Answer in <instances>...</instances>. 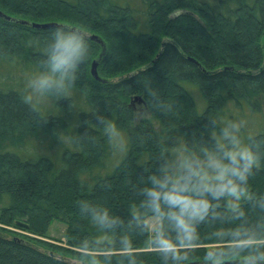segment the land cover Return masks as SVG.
<instances>
[{"label": "trees", "instance_id": "1", "mask_svg": "<svg viewBox=\"0 0 264 264\" xmlns=\"http://www.w3.org/2000/svg\"><path fill=\"white\" fill-rule=\"evenodd\" d=\"M0 10L12 18L0 16V264H264V127L246 138L247 171L232 154V111L264 117V0H0ZM61 25L87 33V54L33 112L22 97L50 73ZM135 100L150 116L136 118ZM40 137L47 145L31 149ZM62 137L56 163L40 151ZM205 157L219 164L212 176L191 165ZM55 219L66 244L46 239Z\"/></svg>", "mask_w": 264, "mask_h": 264}, {"label": "rangeland", "instance_id": "2", "mask_svg": "<svg viewBox=\"0 0 264 264\" xmlns=\"http://www.w3.org/2000/svg\"><path fill=\"white\" fill-rule=\"evenodd\" d=\"M0 74H1V72H0ZM21 74L24 75L26 73L22 72ZM1 76H4V74L3 75L1 74ZM17 76L18 75L16 74L15 81L18 82ZM22 78L24 80H28V77H27V79H25L26 77H22ZM26 83H27V81H26ZM26 92H32V88L28 89ZM33 94H34L35 99L40 100L42 102L44 101V99L41 97V95L39 93H33ZM49 105H50V103H49ZM134 110L137 114L136 115L137 119L141 118L142 116H144V117L150 116L148 110L145 107H143L142 103H139L137 100H135V102H134ZM242 112L243 113H240L239 110H233L232 111V113L235 114L234 118L236 120V125H235L236 126V132H238V134L241 135V137H240L241 139L239 140V138H238V140L236 141V143H238V145L235 147V151L232 154L233 155L238 154L239 156H243V154H245L247 152V139L246 138H248V136H250V135H253V134L260 132V130L264 127V117H263L262 113L259 112V113H253L252 114L248 111L247 108H244ZM232 128H233V126H232ZM230 135H232V134L227 133L225 136H223V139L228 138ZM30 141H31L30 143L33 146L29 145V147H31V149L35 148V149L39 150V148H41V149L43 148V145H47L49 140L46 141V140L42 139V137H40L39 139L38 138L37 139H35V138L30 139ZM68 141H69V139H67L65 137H62L59 140L56 139V141H52V143H51V146L53 147L51 149V151H52L51 154L45 152V151H48V148H44L45 151L41 150L40 152H42L44 155H47L49 157L52 156L51 157L52 160L56 161V163H57L58 162L57 161L58 154L59 153L62 154L64 152V148L68 147L67 146ZM118 146L117 147L112 146V148L110 150L109 158H111V157L114 158V155L116 152H117V154H116L117 160L120 157L119 154H121V156H122L124 150L120 149ZM16 149H18V148H16ZM209 159L210 158H206V157L201 159L200 161H198L197 159H193V163L191 165H198L199 164L201 169H203V171H205V175L212 176L213 175L212 173L215 174V170H216V168H218L219 164L217 163L216 160H209ZM117 160L114 159V161L111 162V165L109 167L112 168V166L117 162ZM176 160L177 161L182 160L181 154L177 155ZM60 164H58V165H60ZM158 222H159V218L155 217V216L145 218V223L148 225L150 232L154 231ZM12 229H15L19 233H23V230H21V229H17V228H12ZM65 231H66L65 223L55 219V220L51 221V223L49 225L48 233H47L49 238H46V239L53 241V242H58L56 240H60L62 242H58V243L66 244L65 236H64Z\"/></svg>", "mask_w": 264, "mask_h": 264}, {"label": "clouds", "instance_id": "3", "mask_svg": "<svg viewBox=\"0 0 264 264\" xmlns=\"http://www.w3.org/2000/svg\"><path fill=\"white\" fill-rule=\"evenodd\" d=\"M54 35L59 39L49 49L48 59L45 61L50 73L37 75L29 83L32 92H26L22 97L23 102L29 105L33 112L39 111L33 93H39L41 96L55 95L59 97L62 90L65 89V81L69 84L74 82L75 73L87 54L84 41L88 37L87 33L81 29L66 28L61 25L57 27ZM55 74H59L58 77ZM242 158L247 161L245 165V171H247L252 160L247 153L243 154ZM233 159L235 158L233 157Z\"/></svg>", "mask_w": 264, "mask_h": 264}, {"label": "water", "instance_id": "4", "mask_svg": "<svg viewBox=\"0 0 264 264\" xmlns=\"http://www.w3.org/2000/svg\"><path fill=\"white\" fill-rule=\"evenodd\" d=\"M0 16L1 17H4L6 19H12L11 17L7 16L6 14H4L1 10H0ZM34 27H47V26H50V25H53L52 23H45V24H40V23H33L32 24ZM92 39H95L96 36L92 35L90 36ZM96 67H97V62L94 60L91 64V73L97 78V70H96ZM135 99H138L139 101H141V98L140 96H136ZM144 223V222H142ZM16 224H19V225H22L24 227H27V224L22 222V221H17Z\"/></svg>", "mask_w": 264, "mask_h": 264}]
</instances>
